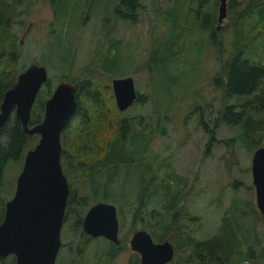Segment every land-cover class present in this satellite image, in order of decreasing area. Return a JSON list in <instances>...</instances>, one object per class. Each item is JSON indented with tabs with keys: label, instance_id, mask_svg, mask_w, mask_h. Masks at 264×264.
<instances>
[{
	"label": "rangeland",
	"instance_id": "obj_1",
	"mask_svg": "<svg viewBox=\"0 0 264 264\" xmlns=\"http://www.w3.org/2000/svg\"><path fill=\"white\" fill-rule=\"evenodd\" d=\"M139 1L137 20L132 21L114 17L111 12L113 0H67L71 11L66 12L62 20L70 22L60 25L56 22L57 9L51 5L52 1L36 0L30 13L22 15V23L13 25L20 42V55L13 67L19 71L31 62L45 65L49 80L43 86L51 90L65 73L69 74L70 80L90 71L100 83L109 81L111 90L113 77L131 75L137 92L146 94V101L134 104V100L122 111L115 100L114 106L122 113L151 115L152 112L155 120V115L163 113L167 116L154 125L156 131L149 142L150 153L156 156V161L164 157L163 162L170 165L169 168L157 165V174L173 170L187 179L185 186L177 181L167 183L172 189L182 190L184 199L179 203H185L191 213L186 221L187 229L190 228L197 238L208 237L220 225L225 210L234 204L238 206L235 212L242 215L244 226L252 233L251 239H255L257 252V247L264 245V214L256 206L252 183L251 158L255 148L252 142L238 137L237 125L218 120L225 103L220 66L221 60L231 52L228 44L234 11L230 13L227 7L220 23L219 27L225 28L217 40L221 45H213L207 38L201 39L202 33L196 31L186 39L183 54L166 64L160 57L167 49L163 42L175 32L172 28L175 16L182 20L188 16L185 10L190 6L189 2L183 0L175 8L170 0ZM242 6L243 2L237 9ZM191 7L195 8L193 3ZM59 35L62 37L60 43ZM114 44L119 64L106 76L99 67ZM154 46L160 55H155V59L145 66ZM177 48L173 45V49ZM261 56L264 58V49ZM163 71L168 74L164 75ZM169 88H172L170 96L173 98L170 106L160 100L164 90ZM154 104L162 110L153 111ZM210 132L213 140H210ZM235 135L233 140L229 139ZM248 136L251 135L248 134L247 139ZM224 138L229 140L223 141ZM20 167H13L15 177ZM7 178L10 186L5 183ZM5 180L8 199L14 192L16 178L13 177L15 182H12L9 171ZM109 184L115 194L124 190V198L118 197L120 203H124L123 210L119 214L117 209L118 237H123V249L108 260L105 252L109 240L91 237L82 227L74 228L73 221L84 214L89 204L86 207L79 205L80 214L72 211L65 221L63 219L60 264H134L138 253L130 248L128 240L132 232L141 227L139 221L132 224V208L126 201L135 194V178L119 177ZM245 232L243 227L241 233ZM166 238L172 242L171 237ZM256 252L242 261L243 264H264V256L260 258ZM0 263L13 264L12 256L0 258Z\"/></svg>",
	"mask_w": 264,
	"mask_h": 264
},
{
	"label": "trees",
	"instance_id": "obj_2",
	"mask_svg": "<svg viewBox=\"0 0 264 264\" xmlns=\"http://www.w3.org/2000/svg\"><path fill=\"white\" fill-rule=\"evenodd\" d=\"M24 1L0 0V103L5 90L23 69L16 71L14 68L20 55V42L13 25L22 23V15L30 13L36 0ZM51 1V5L57 9L56 22L60 25L68 24L70 21L62 20L66 12L71 11L66 4L67 0ZM170 1L177 8L183 0ZM188 2L190 6L185 10L188 16L183 20L175 16L172 25L175 32L163 42L167 49L165 55L160 57L166 64L183 54L186 39L196 31L202 33L201 39L207 38L213 45H221L217 40L225 28H216L215 25L219 0ZM241 2L243 6L237 9ZM191 3L195 8L191 7ZM140 5L139 0H113L111 12L116 19L135 21ZM227 7L230 13L234 11V16L228 44L231 52L221 60L220 66L225 103L218 120L237 125L238 137L252 142L256 148L264 144V58L261 56L264 49V0H227ZM58 38L60 43L62 37L59 35ZM173 45L178 48L173 49ZM223 45L226 47L225 43ZM155 55L160 54L154 46L145 66L155 59ZM118 64L114 44L109 55H104L99 70L109 76ZM163 73L168 74L166 71ZM63 78L68 79L70 76L65 73ZM70 80L77 82L79 89L76 93V111L60 134V161L69 184L64 221L72 211L81 213L77 206L86 207L99 200L116 204L120 214L124 203H120L118 197L124 198V190L115 194L109 183L119 177H134L135 194L131 200L126 201L132 208L131 222L134 225L139 221L140 227L147 229L155 240L172 238L175 251L168 264H243L254 256L255 239H251L252 233L244 226L242 215L235 212L238 206L234 204L225 210L220 225L208 237L196 238L189 233L186 221H189L191 213L185 203H179L184 199L182 190L172 189L169 185L177 181L185 186L187 179L173 170L157 174V165H165L166 168L170 165L163 162L164 157L156 161V156L150 153L149 142L156 131L154 125L166 119L165 114L155 115V120L152 112L151 115L120 112L114 106L109 81L100 83L90 71ZM171 91L172 88L165 89L164 96L160 98L169 106L173 101ZM51 92V89L43 85L39 89L31 108L29 124L41 121L44 101ZM145 99V93L137 92L134 104L144 103ZM157 108L161 109L158 104H154L153 111ZM247 133L251 135L248 139ZM213 137L210 132V140ZM37 139V133L27 134L22 130L20 121L13 114L0 129V221L7 200L5 186H10L9 179L5 180L7 173L10 171L12 182H15L13 167H20L26 150ZM229 139L224 138L223 141ZM150 202L153 203L150 205ZM81 219L79 215L72 226L81 228ZM243 227L246 231L244 234L241 233ZM123 241L121 237L117 243H108L109 248L105 252L108 260L118 249H123ZM257 248L256 253L262 258L264 245L260 244ZM11 256L14 264V257ZM138 261L136 254L134 264H138Z\"/></svg>",
	"mask_w": 264,
	"mask_h": 264
},
{
	"label": "water",
	"instance_id": "obj_3",
	"mask_svg": "<svg viewBox=\"0 0 264 264\" xmlns=\"http://www.w3.org/2000/svg\"><path fill=\"white\" fill-rule=\"evenodd\" d=\"M227 0H219L217 27L226 15ZM45 65L31 62L20 70L0 103V129L13 114L27 134H38L36 143L24 154L16 176L14 192L5 201L0 221V257L14 254L15 264H54L60 246V230L69 194V184L60 161L62 129L77 108V82L60 79L44 101L41 121L29 124L31 108L41 86L47 81ZM117 108L126 109L137 97L131 75L111 79ZM251 175L255 203L264 214V144L252 153ZM81 227L91 236L103 235L117 242L119 221L116 205L99 200L87 207ZM130 248L140 264H167L174 247L169 238L155 240L145 228L135 229Z\"/></svg>",
	"mask_w": 264,
	"mask_h": 264
},
{
	"label": "flooded vegetation",
	"instance_id": "obj_4",
	"mask_svg": "<svg viewBox=\"0 0 264 264\" xmlns=\"http://www.w3.org/2000/svg\"><path fill=\"white\" fill-rule=\"evenodd\" d=\"M262 145V144H261ZM253 153V152H252ZM253 183V182H252ZM254 186V185H253ZM254 193H255V191H254ZM192 218H193V215L191 216ZM61 231V230H60ZM189 233L192 235V236H194L191 232H190V228H189ZM90 236V235H89ZM91 237H102V238H105V239H107V240H109V242H113V243H117L118 241H119V237H118V241L117 242H114V241H112V240H110V239H108V238H106V237H104L103 235H97V236H91ZM194 237H196V236H194ZM130 238V237H129ZM197 238V237H196ZM60 240H61V236H60ZM128 242H129V240H128ZM173 244V243H172ZM63 247V241L61 240V242H60V246H59V248H58V251H57V254H56V258H55V263L54 264H60V262H61V259H60V250H61V248ZM173 247H174V245H173ZM120 251V249H118V251L115 253V255L118 253ZM174 251H175V249H174ZM8 255H13V257H14V264H15V256H14V254H8ZM7 255V256H8ZM114 255V256H115ZM139 255V254H138ZM174 255V254H173ZM6 257V256H5ZM1 258H4V257H1ZM173 258V257H172ZM171 261V260H170ZM139 263L138 264H140V257H139V261H138ZM169 263V262H168ZM167 263V264H168ZM73 264H75V262L73 263Z\"/></svg>",
	"mask_w": 264,
	"mask_h": 264
}]
</instances>
